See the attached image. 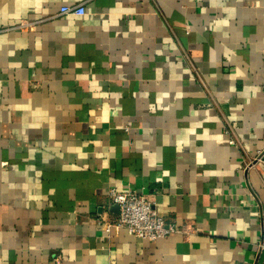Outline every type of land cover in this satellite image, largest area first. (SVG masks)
I'll use <instances>...</instances> for the list:
<instances>
[{
    "label": "crops",
    "instance_id": "obj_1",
    "mask_svg": "<svg viewBox=\"0 0 264 264\" xmlns=\"http://www.w3.org/2000/svg\"><path fill=\"white\" fill-rule=\"evenodd\" d=\"M259 155L264 0H0V264H264Z\"/></svg>",
    "mask_w": 264,
    "mask_h": 264
},
{
    "label": "built area",
    "instance_id": "obj_2",
    "mask_svg": "<svg viewBox=\"0 0 264 264\" xmlns=\"http://www.w3.org/2000/svg\"><path fill=\"white\" fill-rule=\"evenodd\" d=\"M64 12L82 15L85 8L80 5ZM262 157L263 155H259L255 162L264 163ZM254 166L255 163H252L248 167ZM108 194L112 203L119 207L117 226L125 228L130 234L138 238L156 241L185 231L174 224H166L165 219L157 209L155 200L148 195L135 190L120 192L114 188L110 189ZM259 250L264 252V241L260 242Z\"/></svg>",
    "mask_w": 264,
    "mask_h": 264
},
{
    "label": "water",
    "instance_id": "obj_3",
    "mask_svg": "<svg viewBox=\"0 0 264 264\" xmlns=\"http://www.w3.org/2000/svg\"><path fill=\"white\" fill-rule=\"evenodd\" d=\"M113 211H115L116 213H119V207L118 205H114L112 208Z\"/></svg>",
    "mask_w": 264,
    "mask_h": 264
}]
</instances>
